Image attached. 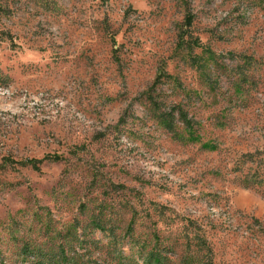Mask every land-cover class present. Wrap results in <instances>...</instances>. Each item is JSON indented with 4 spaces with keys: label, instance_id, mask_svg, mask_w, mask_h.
Returning a JSON list of instances; mask_svg holds the SVG:
<instances>
[{
    "label": "rangeland",
    "instance_id": "obj_1",
    "mask_svg": "<svg viewBox=\"0 0 264 264\" xmlns=\"http://www.w3.org/2000/svg\"><path fill=\"white\" fill-rule=\"evenodd\" d=\"M25 247L264 264V0H0V252Z\"/></svg>",
    "mask_w": 264,
    "mask_h": 264
},
{
    "label": "trees",
    "instance_id": "obj_2",
    "mask_svg": "<svg viewBox=\"0 0 264 264\" xmlns=\"http://www.w3.org/2000/svg\"><path fill=\"white\" fill-rule=\"evenodd\" d=\"M173 107L175 108H179V116L180 119L183 121V123L187 126L190 125L191 120L188 119L186 112H184V110L182 109V107L178 104V105H174ZM50 158V156H45L43 159H33V160H29V161H22V162H16V161H12V162H16V163H20L21 165H31L34 169H40V163H42L44 160ZM55 158H57V156H55ZM8 162V160H7ZM25 252L26 254L31 253V255H33V257H37L40 256V260L38 261L41 264H59L60 263V258L62 256V259L65 258L67 255L65 254L66 251H62L59 254H54V255H43V253L39 252H33L31 251L28 247H25ZM0 264H6L5 261V256L2 254V252H0Z\"/></svg>",
    "mask_w": 264,
    "mask_h": 264
}]
</instances>
